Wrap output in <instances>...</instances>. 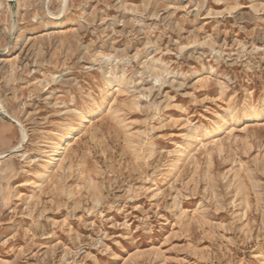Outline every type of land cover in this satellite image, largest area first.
Segmentation results:
<instances>
[{
    "label": "rangeland",
    "instance_id": "1",
    "mask_svg": "<svg viewBox=\"0 0 264 264\" xmlns=\"http://www.w3.org/2000/svg\"><path fill=\"white\" fill-rule=\"evenodd\" d=\"M263 12L0 0V157L27 135L0 159V264H264ZM109 87V110L42 174L68 112Z\"/></svg>",
    "mask_w": 264,
    "mask_h": 264
},
{
    "label": "bare ground",
    "instance_id": "2",
    "mask_svg": "<svg viewBox=\"0 0 264 264\" xmlns=\"http://www.w3.org/2000/svg\"><path fill=\"white\" fill-rule=\"evenodd\" d=\"M63 4H64V1H63ZM61 12L62 13L64 12L62 10V8H61ZM48 14L50 15V17L54 18L53 14H50V13H48ZM153 81H154V79H153ZM115 82H116V79L114 77L109 78L108 85L109 84L111 85V84H113ZM113 88L114 87H109L104 92V94L100 98L99 102L93 103V104H89L88 103L87 106L82 111H79V110H76V109H72V110H70L68 112L71 115L72 119H74V123L69 125L66 128H63L61 134L56 136V142L52 146H48L47 147V148H49V150L47 152H45L46 154H45L44 157L46 158V162L42 166V171H43L42 174L50 172L55 167L56 163L61 161L65 157L67 151L72 146V144H73L74 140L76 139V137L79 135L80 132H82L85 129L86 124H87L88 121H90L91 119L95 118L99 114H102L103 112L109 110V108L107 107L106 103L109 100V97L113 94V92L116 91V89L113 90ZM118 93H120V92L118 91ZM248 102L249 101L246 100L245 104L243 105V109H245L247 107ZM262 102H264V94L262 96ZM0 108L2 109L1 105H0ZM2 112H3V110H2ZM2 114L4 115V113H2ZM256 119H257V116H254V115L248 116V117L243 119V124L251 123V122L255 121ZM236 121H237V119L233 118V116L230 115L229 119L225 120V122H223L218 127L217 134H220V133L225 132V131H230L232 129V127L235 125ZM19 132H20L19 133L20 134V138H19L20 140H19L18 144L15 147H12L9 150L8 154L18 153L19 149L22 148V145L26 143L27 135H26V133L23 130L21 125H20V131ZM193 132H194V128H191L190 132L188 134H185L184 140L188 141L189 139H191V134H193ZM214 141H215V135L214 134H210L209 137L207 138L205 144L213 143ZM189 150H190V147L189 146H185L183 148V151L179 153V158L185 157L184 153L188 152ZM8 154L7 155H2L0 157V159L7 157ZM176 163H177V161L174 164H176Z\"/></svg>",
    "mask_w": 264,
    "mask_h": 264
}]
</instances>
